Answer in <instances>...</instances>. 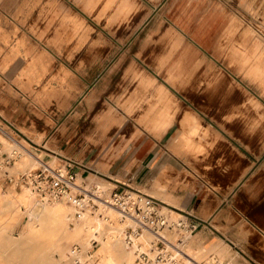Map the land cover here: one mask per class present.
<instances>
[{
	"label": "rangeland",
	"instance_id": "obj_1",
	"mask_svg": "<svg viewBox=\"0 0 264 264\" xmlns=\"http://www.w3.org/2000/svg\"><path fill=\"white\" fill-rule=\"evenodd\" d=\"M176 32L184 41L172 47ZM255 42L264 46V0H0V264H137L117 215L92 200L94 211L42 201L32 178L69 166L92 190L148 196L176 217L146 189L151 166L137 178L139 162H123L142 137L156 143L168 191L218 201L233 187L264 240V75L254 81L241 60ZM44 205L64 223L31 216Z\"/></svg>",
	"mask_w": 264,
	"mask_h": 264
},
{
	"label": "crops",
	"instance_id": "obj_2",
	"mask_svg": "<svg viewBox=\"0 0 264 264\" xmlns=\"http://www.w3.org/2000/svg\"><path fill=\"white\" fill-rule=\"evenodd\" d=\"M138 9L139 7L135 12ZM229 26V28L234 26L233 22ZM248 32V29L244 31ZM183 41V35L176 32L172 35L171 45L179 47ZM208 43L209 41H205L202 48L205 54L211 48ZM241 60L245 63L251 62L249 76L256 82L261 80V75H264V46L260 42H255L250 55L243 52ZM193 117L192 112L187 109L184 111L183 121L186 122ZM252 125L253 130L261 127V120H254ZM131 144L123 148V162L129 159H136L139 162L137 178L149 165L151 166V173L147 178V183H151V186L146 188L151 196L157 197L163 203L161 206H166L178 215H184L189 222L197 224L194 233L188 239V247L193 254L200 257L214 255L218 261L223 257L225 264H264V240H261L254 231L258 230V226L253 225L246 217L240 218L237 208L239 195H236L233 187L225 195H215L219 198L218 201L201 191L177 198L172 191L167 190L165 184L158 181L157 176L163 164L158 158L153 159L155 155L153 145L156 143L142 137L137 139L134 146ZM169 205L180 209L182 213Z\"/></svg>",
	"mask_w": 264,
	"mask_h": 264
},
{
	"label": "bare ground",
	"instance_id": "obj_3",
	"mask_svg": "<svg viewBox=\"0 0 264 264\" xmlns=\"http://www.w3.org/2000/svg\"><path fill=\"white\" fill-rule=\"evenodd\" d=\"M16 152H18L19 155L21 156V154H26L28 152V149L26 147L22 146V149H20V150L12 149L8 154L14 155ZM19 155H17V156H19ZM41 163H43V162H41ZM55 164H56V162L50 163V165H55ZM33 170L25 172L27 174V177H29L30 173H32ZM78 176L74 178V181L70 184V189L68 191H66L61 198H51V200L48 197L41 198L40 195L37 192L33 191V189L31 187H29V186H27V187L31 188V190L35 193V195L40 200L45 201V202L60 201L63 203L71 204L78 210L88 209V210L94 211L90 207V200L92 199L98 205V207L95 210L99 209L100 207H102L106 210L109 209L110 213L117 215V221L122 225V227H121V238H122L123 244L127 249L133 250V253L135 255V261L137 264H157V260H156L157 249L155 247L156 233H159L164 238L167 250L169 251V257H168L169 259H167V261L164 264H219L217 257H215L214 255H208V256H201L200 257L199 255L193 254L192 251L188 247L189 240L186 239V237H182L180 234L178 235V231L176 229L178 228V224H179L180 220L185 217L184 215L179 214L176 217H171L168 213H164L160 209V213L167 217L168 222L172 223L174 225V227H173L174 229L166 227L165 229L170 230L169 233H165L164 232L165 229L163 231H160V232L159 231H153L149 225H142L134 216H131L130 213H123V210L119 206L115 205V199L112 198V196L110 195L111 191L109 193H107L105 190H103L100 187V185H97L95 182H94V184H95L96 189L92 190L90 183L84 185L82 183V180L84 178H81L80 176L79 177ZM77 191H83L84 197L79 199V200L75 199L74 194ZM127 191H128V189H127ZM130 192L131 191H128V194L126 193V196L124 197V199L126 201L136 199L137 197H139V196H137L139 194L136 193V195L133 196V195H131ZM136 192H138V191H136ZM144 197L146 198V196H144ZM8 203H10V202H8ZM40 203H42V202H40ZM1 205H3V204H1ZM120 205L123 208L122 204H120ZM35 206H36V204H35ZM37 206H38V204H37ZM7 207H8V205H7ZM7 207H4V208L7 209ZM32 210H33V213H31V216L35 215V216H39V218L42 217L43 218V219L41 218L42 221H45V224H46V226L48 225V227H51L53 224H61L62 225V223H64V221H65L63 219L66 218L65 216H63L58 211L52 210L50 207L45 206V205L40 206V207H33ZM11 215H14V214L12 213ZM105 217H107L106 221L110 220V217H108V216H105ZM36 218H34V219H36ZM97 221H98V219H97ZM68 224H69V222H68ZM139 224H141L142 230L138 229ZM67 226H64L65 231H66V233H68L69 235L72 236L75 233V231L73 229L67 227ZM128 229H129V231H128ZM35 230H36V228H35ZM86 231H87V229H86ZM93 231H95V230H93ZM78 233H76V234H78ZM32 235H33V231H32ZM23 236H25V235H23ZM95 236H97V235H95ZM142 236H144L146 238L145 245H144L142 239L140 242V238ZM92 242H95V241H92ZM74 248L78 252L81 251V249L78 245H75ZM109 253H110V251H109ZM105 254H107V252ZM141 254L146 255L145 258H142ZM88 258H90L89 261L95 260V256H93L92 253L89 254ZM89 261H87V262L90 263Z\"/></svg>",
	"mask_w": 264,
	"mask_h": 264
},
{
	"label": "built area",
	"instance_id": "obj_4",
	"mask_svg": "<svg viewBox=\"0 0 264 264\" xmlns=\"http://www.w3.org/2000/svg\"><path fill=\"white\" fill-rule=\"evenodd\" d=\"M47 168L40 167L37 169L38 171L34 173V177L32 178L36 181L33 185H36L35 188L42 192L40 194L42 197L44 195L43 193H46L44 197L48 198L51 197V195L62 197L63 194L70 189V184L74 181V176L76 174L73 171L70 172L71 169L69 166H66V168L64 167V169L60 167L53 170ZM79 196H81L79 193L74 194V198L77 200L83 198L82 196ZM125 196L126 193L120 194L115 192L112 194V198L115 199V205L119 206L123 210V213H130L131 216H134L142 225H149L153 231L160 232L166 227H173V224L168 222L167 217L160 213V208L157 206V200L146 196L144 202L139 197L126 201L124 199ZM120 204H122L123 208ZM141 224L138 226V229L140 230H142ZM178 227L183 231L181 236L186 237L187 239V237L196 229L197 224L180 220ZM155 239L157 264H164L167 259H169V251L167 250L164 238L159 233H156ZM141 256L142 258H145L146 255L141 254Z\"/></svg>",
	"mask_w": 264,
	"mask_h": 264
}]
</instances>
